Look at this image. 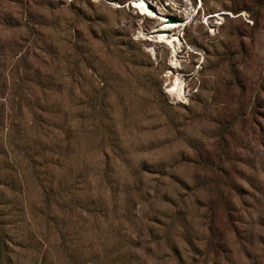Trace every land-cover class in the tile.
<instances>
[{"label":"rangeland","instance_id":"1","mask_svg":"<svg viewBox=\"0 0 264 264\" xmlns=\"http://www.w3.org/2000/svg\"><path fill=\"white\" fill-rule=\"evenodd\" d=\"M135 1L0 0V264H191L215 154L264 264V0Z\"/></svg>","mask_w":264,"mask_h":264},{"label":"trees","instance_id":"2","mask_svg":"<svg viewBox=\"0 0 264 264\" xmlns=\"http://www.w3.org/2000/svg\"><path fill=\"white\" fill-rule=\"evenodd\" d=\"M233 80L236 82V77H233ZM217 145L222 148L225 142L220 140ZM196 161L202 171L208 172V178L202 182L201 190L208 191L210 197L202 206L205 216L201 220L202 233L208 238L206 244L202 249L200 248L197 260H192L191 264H216V259L224 258V254L229 250L228 239L237 243L238 237L244 236L245 239H251L250 237L254 236L252 232L243 228V212L247 209L243 202L245 200L244 175L243 172L242 175L237 172V177L232 179L234 175L226 168L228 158L222 154L197 157ZM256 181L257 184H251L250 187L257 203L264 200V192H262L264 175ZM258 225L260 233L264 234V216ZM238 243L243 245L242 240ZM261 246L264 247V243H261ZM224 263L229 262L224 259Z\"/></svg>","mask_w":264,"mask_h":264},{"label":"bare ground","instance_id":"3","mask_svg":"<svg viewBox=\"0 0 264 264\" xmlns=\"http://www.w3.org/2000/svg\"><path fill=\"white\" fill-rule=\"evenodd\" d=\"M132 6L136 9V8H139L140 10H145V3L142 1V0H138V1H135V2H132ZM174 27V26H173ZM161 35V34H160ZM162 36V35H161ZM163 37V36H162ZM167 38V37H166ZM170 43H174V40H170L168 41Z\"/></svg>","mask_w":264,"mask_h":264},{"label":"water","instance_id":"4","mask_svg":"<svg viewBox=\"0 0 264 264\" xmlns=\"http://www.w3.org/2000/svg\"><path fill=\"white\" fill-rule=\"evenodd\" d=\"M169 22L170 23H179L178 20H176V19H174L172 17L169 18Z\"/></svg>","mask_w":264,"mask_h":264}]
</instances>
